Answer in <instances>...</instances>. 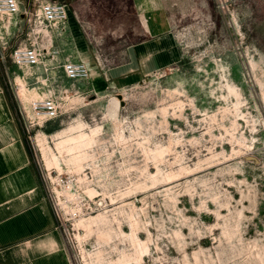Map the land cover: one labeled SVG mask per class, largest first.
Returning a JSON list of instances; mask_svg holds the SVG:
<instances>
[{"label":"rangeland","instance_id":"1","mask_svg":"<svg viewBox=\"0 0 264 264\" xmlns=\"http://www.w3.org/2000/svg\"><path fill=\"white\" fill-rule=\"evenodd\" d=\"M58 1L91 66L126 58L140 5L162 10L180 47L171 65L102 92L55 70L52 84L43 66L18 69L9 54L27 32L3 49L18 106L19 82L61 103L59 118L24 128L74 264H264V0ZM13 19L0 22V41ZM54 42L65 59L78 57L72 37ZM81 132L83 169L65 154L50 170L37 136L58 152V140Z\"/></svg>","mask_w":264,"mask_h":264},{"label":"crops","instance_id":"2","mask_svg":"<svg viewBox=\"0 0 264 264\" xmlns=\"http://www.w3.org/2000/svg\"><path fill=\"white\" fill-rule=\"evenodd\" d=\"M140 8V38L127 46L126 58L116 66L100 69L89 65L92 55L89 62L83 60L72 32L77 59L86 62L105 81L97 88L90 71L88 83L97 91H105L110 83L126 86L141 75L171 65L179 57L178 39L166 15L162 10ZM99 63H103L101 59ZM20 111L0 61V264H74L35 163Z\"/></svg>","mask_w":264,"mask_h":264},{"label":"built area","instance_id":"3","mask_svg":"<svg viewBox=\"0 0 264 264\" xmlns=\"http://www.w3.org/2000/svg\"><path fill=\"white\" fill-rule=\"evenodd\" d=\"M11 17L15 19V23L11 30L7 31L11 35L9 40L1 38L0 59H5L3 49H6L10 45V41L18 34L27 32V36L23 40L12 46L9 54L13 64L18 69L23 70L28 67L43 66L47 69L46 75L52 78V84L58 77L52 75V70L57 71V73L62 72L66 79L73 82L89 81L90 67L86 62L65 59L63 55L58 60L55 50L51 53H47L44 50V45L49 44L52 39L56 41L61 37H67L69 39L72 37L69 6L67 3L58 0H29L28 2H24L23 0H0V22L5 23ZM45 30L50 34L45 35ZM51 45L54 48L56 42L51 43ZM47 61H49V65H46ZM30 81L37 84L35 78L30 79ZM14 87L20 110L24 117V127L27 129L37 126L42 127V124L44 125L59 118L61 103L56 96L34 100L32 108L36 117L32 118L29 116L19 96L16 83ZM63 234L67 239L66 230L63 231Z\"/></svg>","mask_w":264,"mask_h":264},{"label":"bare ground","instance_id":"4","mask_svg":"<svg viewBox=\"0 0 264 264\" xmlns=\"http://www.w3.org/2000/svg\"><path fill=\"white\" fill-rule=\"evenodd\" d=\"M11 18H13V17H11ZM14 20L15 19H13V21ZM44 33H45V35L50 34L46 30L44 31ZM53 41H54V39H52L49 44H45V45H49V47L51 48L50 53L53 50H55V47L53 48L51 45V43H53ZM56 53L58 56V60H60L61 55L57 51H56ZM71 60H79V59L76 58V59H71ZM83 82H88V81L84 80ZM17 87H18L19 96H20L22 102L24 103V105L28 111L29 116L34 118L33 113L31 111V108H30V104H31V102H33L37 98L43 99L44 96L39 94L37 91L31 92V91L27 90L25 88V86L22 84V82H19ZM80 128L82 129L83 126L80 125ZM87 137H88L87 133L81 132L78 137L68 135V136H65L64 138H61L60 140H58L56 142V150L58 152L51 151L49 149V147L46 145L45 140L40 135L37 136L36 141H37L38 146L41 149V152L43 155L42 157L44 158L45 164L50 170L53 167H59L60 169H62L63 167H62L61 158L65 159V154H66V155L70 156L69 162L71 164H73L74 168H76L78 171H80L81 169H83V164L88 157V151L86 149H81L80 144H82L87 139ZM91 140L92 139L87 141L85 146H89ZM71 164H69V165H71ZM69 168L73 169V167H71V166ZM69 187H70L69 189L67 187L65 188L64 195L66 196V198L68 200H71L73 197L72 192H71L72 186H69Z\"/></svg>","mask_w":264,"mask_h":264}]
</instances>
